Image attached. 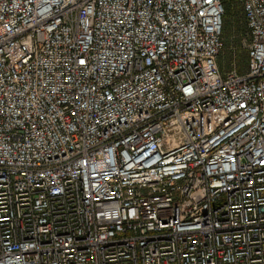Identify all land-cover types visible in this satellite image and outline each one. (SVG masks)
<instances>
[{"label":"built area","instance_id":"2783aa9c","mask_svg":"<svg viewBox=\"0 0 264 264\" xmlns=\"http://www.w3.org/2000/svg\"><path fill=\"white\" fill-rule=\"evenodd\" d=\"M235 1L245 69L223 0H0V264H264V0Z\"/></svg>","mask_w":264,"mask_h":264},{"label":"rangeland","instance_id":"374dc122","mask_svg":"<svg viewBox=\"0 0 264 264\" xmlns=\"http://www.w3.org/2000/svg\"><path fill=\"white\" fill-rule=\"evenodd\" d=\"M234 3L238 5L235 0H234ZM239 32L240 33H238V28L235 26V23L232 22V20L228 21L225 16V34L226 36H230L227 39L230 40L232 36L231 40L234 43H236V45L241 46L242 41L249 39V33L246 34L247 32H243V31L242 32L239 31ZM235 40H237L238 42L240 41V43H237ZM238 55H239V58L238 57L237 58L239 60L240 69H245V67L247 66L248 55H247V50L246 48L243 47V45L241 46V49H239Z\"/></svg>","mask_w":264,"mask_h":264},{"label":"trees","instance_id":"16d2710c","mask_svg":"<svg viewBox=\"0 0 264 264\" xmlns=\"http://www.w3.org/2000/svg\"><path fill=\"white\" fill-rule=\"evenodd\" d=\"M225 7H226V19L228 21H231L235 23V26L238 28V33L239 31L247 32L248 34L249 30L245 21L244 13L241 7L236 5L234 3V0H223ZM237 43V40H235ZM236 44V43H235Z\"/></svg>","mask_w":264,"mask_h":264}]
</instances>
